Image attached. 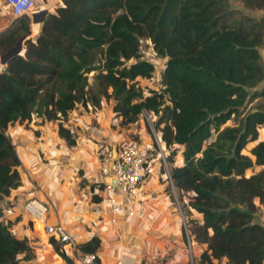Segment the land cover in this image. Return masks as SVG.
<instances>
[{
	"label": "trees",
	"instance_id": "1",
	"mask_svg": "<svg viewBox=\"0 0 264 264\" xmlns=\"http://www.w3.org/2000/svg\"><path fill=\"white\" fill-rule=\"evenodd\" d=\"M240 2L264 10V0ZM60 3L46 14L34 39H24L22 53L8 57L0 70V203L20 184L19 161L5 134L8 125L25 123L35 113L56 122L58 137L71 146L74 139L61 122L65 116L77 105L97 109L101 100L111 98L120 125L135 122L145 110L155 116L164 146H183L181 166L169 173L175 189L190 194L188 206L201 217L190 221L189 229L193 241L205 245L197 264H264V225L254 218L256 205L264 201V169L244 174L253 165L264 167V140L249 149L253 159L241 152L264 130V107L246 109L264 97L258 52L264 16L243 14L228 0ZM16 19L26 35L29 17ZM18 33L0 34V55ZM141 39L149 40L164 62L160 88L137 95L130 82L147 80L153 71L140 57ZM237 116L235 125L221 127ZM94 187L103 185L90 184L91 191ZM91 200L97 203L99 197ZM1 214L0 207V264L31 259L26 239L12 234ZM50 244L65 264H73L58 244ZM99 246V238L91 236L77 249L95 254L99 264ZM139 264L148 263L142 259Z\"/></svg>",
	"mask_w": 264,
	"mask_h": 264
},
{
	"label": "rangeland",
	"instance_id": "2",
	"mask_svg": "<svg viewBox=\"0 0 264 264\" xmlns=\"http://www.w3.org/2000/svg\"><path fill=\"white\" fill-rule=\"evenodd\" d=\"M34 1L36 5L37 4L42 5V2L40 0H34ZM43 2L45 1L43 0ZM228 2L231 7L238 8L239 11L243 14H247L256 18H260L264 16V10L247 9L243 7L240 0H228ZM54 10L51 11L50 13H53ZM5 19L6 20H3L2 23H0V34L6 30L13 31L17 29L19 32L18 33L19 36H17L16 40L21 36L24 37L22 41V50H23V43L25 42L26 38L31 39L29 31L26 35H22L24 33L23 30H21L22 29L21 21H18L16 18H12L11 16H6ZM22 50L20 51V54L22 53ZM258 52L260 56V62L264 67V38H263V45H261L258 48ZM139 53L142 59L146 60L147 62H150L153 65V71L151 78L147 80L135 78L134 81L130 82V84L127 83V86L129 84L131 90L137 93V95L146 94V91L149 88L154 90H158L160 88L159 73L162 68V64L164 62V59L155 56L154 52L152 51L150 42L147 39L140 40ZM6 60L7 58L5 59V61ZM131 62L132 60H129L126 62V64H129ZM2 66L5 67V65ZM91 75L92 73L88 74L89 84H92ZM103 100H105L106 104L99 105L97 109H93L92 107L87 108V106L81 107L77 105L73 110H71L65 116V119L61 121L63 127L68 129L69 133L74 139V144L71 146L64 144L61 138L58 137L56 130L57 129L56 122L48 121V120H46L45 123L41 122L42 124L44 123L47 125L45 131L42 133L44 135L42 136H46L45 138L48 140L47 143L48 150L51 148L52 145H56L58 143V139L60 140L62 146L64 144V147L61 148L63 152L60 153L62 155V160H60L63 162L62 165H59L58 163L52 161L57 159L58 152L55 154L54 157H51V152L48 151L49 155L45 156V159L41 157V160H43L45 164H41L40 166L45 168L46 173L48 174V177L46 178L44 183H41L39 186L41 187L42 196L46 193L49 197L48 200L54 202V203L52 202L49 203L51 204L53 210L55 211L56 216H57V212H59L60 215L57 216V218L65 225V228L68 227L71 235L73 234L70 230L71 229L70 226H72L73 228L76 226L71 224V223H75L76 221L75 219L72 218V216L80 215L79 210L77 211L75 209L76 211H74V209H72L74 207H72L71 203H73V205L75 204L78 205V208H81L82 210V214H85L87 212L85 214L87 216L91 215L89 214V212L92 210V206L90 204L94 203L96 205V211L98 214L97 219L100 221V222L98 221V224L96 226L105 225L109 231V233L104 232L107 238H105V240L104 239L100 240V246L98 249L100 256V258H98L99 264H105V263L116 264L117 263L116 261L118 260L120 261V264H122V257H123L122 255L125 254L123 251L129 249H134V250L139 249L142 251V255H143L142 258L139 257L134 258L137 261V264H139V262L142 259L146 260L148 264H197L199 254L201 253L205 245L193 241V237L190 235L189 229L193 227V224H191L190 221L192 220L199 221L201 217L188 206V197L190 196V194H186L184 192L180 193L175 188H174L175 193L173 194L172 191H170L169 184L166 182L165 178L163 179V176H161L159 183L162 186V191L165 192L167 197L165 198V204H162L163 196H161L160 193L156 192V190H153L154 193L152 192L151 194L149 193L145 194L148 199L150 197H156V195H158L157 196L158 201L159 199L162 200L160 201V203H158L159 204L158 208L160 207V205L162 206L161 212L164 214L161 213V217H163L164 220H159V219L155 220L156 216H154L155 218H152L151 222L149 221V219L143 221L144 222L143 224L147 226H155L156 230L152 228L148 229L149 231L144 230V225L141 224L139 221H137V219L129 218L126 216H119L116 219V223L111 225L109 222V215L102 213V210L104 209L103 206H99L97 205V203L91 200V197L93 195V196H98L100 201V194H99L100 189H98V187H94L92 191L90 190V184L101 183L97 171L96 152H95L96 145L94 141L104 140V138L98 140L97 137L100 136L105 137L106 135H111V134L116 136L117 133H120L121 129H124L123 132L126 131V133H128L126 137L133 136L135 140H137L136 134L134 133L135 125H132L130 127L129 124H125L122 125L123 127L120 128L112 126L113 127L112 131L107 127L108 130L106 128H103L102 130L99 129L101 131L98 133L97 132L94 133V131L91 132L89 125L95 124V122L97 121L96 119L100 118V121L97 123L98 125L99 124L101 125L105 123L107 119L108 120L110 119L111 116L110 108L112 109V105L114 104V101L111 98L109 99L104 98ZM137 100L138 99L135 97L133 98L132 102H135ZM259 106L261 108L264 107V97L252 100L250 103L246 105V109H252L254 107H259ZM101 107H103L104 110L100 111L97 115H94L96 119L95 118L92 119V114H94L93 112L100 110ZM239 117L240 116H237L236 118L226 121L221 127L235 125ZM17 124H11L10 126ZM28 124H30L29 121L18 125H21L22 128H27ZM127 130L129 132H127ZM123 132H122V136H123ZM147 132L149 134V131ZM149 135H150L149 136L150 142L152 143L153 142L151 138L152 135L151 134ZM261 140H264V130L260 131L259 137L257 133V139L255 141L248 142L245 145V147L241 150V152L243 154L250 155L249 149L256 142ZM173 147H175L174 148L175 150H173ZM172 150H173V154H171ZM180 150L181 148L179 147V145L167 147V148L165 147L164 153L166 155L165 158L166 171L170 172L171 168L175 164V161L181 158V152L179 153ZM251 158L253 159V157ZM95 169L98 179L95 178L96 180L94 181ZM260 169H264V167L253 165L251 168L246 169L244 174L248 176L254 172L259 171ZM164 170L165 169H163L161 165L160 169H158V172L161 175H164L165 174L163 173ZM44 176L45 173L43 174V177ZM22 177L24 178V175H22ZM27 177H29L28 174ZM150 178L151 175L147 177V179L144 180L142 184L144 185L146 182H148ZM175 201H177L178 203L177 205L175 204ZM147 205H149V201L147 202ZM256 206L257 208L254 214V218L257 222L264 225V201L262 202V204H258ZM62 208L66 209V213L62 212L63 211ZM87 209L88 210L91 209V210L88 212ZM167 209L168 212L166 213ZM61 215L66 216L65 220L60 219ZM94 221L95 220H93V222ZM148 221L149 223H147ZM138 224L140 225L139 227ZM82 228L84 229V231H90L89 226L86 227L82 226ZM33 230H34L33 235H36L37 239L33 238V240H30V243L28 242L27 243L31 247L32 256H33L32 258L35 259V262L37 264H43L44 260H46L47 258H50L54 261L55 259H57L56 256L63 262V260L53 250L52 245L50 244V241L54 242L53 241L54 239L49 240L46 237V235L43 237V235H41L40 232H35V230H37L35 222H34ZM99 230L101 229L99 228ZM74 233L77 234V232ZM144 233L146 234V236H144ZM72 237L74 238L77 244L86 241V240H79L81 238V237L79 238V235H73ZM143 240L146 242V244L143 243ZM44 241L46 244L44 243ZM148 241L152 246H149ZM54 243L58 244V242L57 243L54 242ZM47 244H49L50 246H48ZM188 244L190 248L188 247ZM58 245L60 248V244ZM53 254H55L56 256L55 257L52 256ZM215 264H224V263L223 260H220V261H215Z\"/></svg>",
	"mask_w": 264,
	"mask_h": 264
},
{
	"label": "built area",
	"instance_id": "3",
	"mask_svg": "<svg viewBox=\"0 0 264 264\" xmlns=\"http://www.w3.org/2000/svg\"><path fill=\"white\" fill-rule=\"evenodd\" d=\"M35 6L34 0H0V15L5 13L4 15L11 16L12 18L28 17L34 11ZM2 69H4V66L0 67V70ZM86 106L87 108L91 107L89 104H86ZM34 115L36 114H30L29 121H33ZM115 116L119 118L120 122V117L116 114ZM138 120L142 121L146 131H149V134L152 135V145H146L138 138L135 140L133 136L125 137L112 145L105 142L96 143L97 171L103 185L99 191L100 201L97 202V205L103 206L102 213L109 215L111 225L116 223V219L119 216L138 220L146 218L147 202L149 199L140 196V185L152 174L154 165H157L159 168L162 165V168L165 169L163 172L165 174L161 176L169 184L170 191L173 194L175 193L170 173L166 171V155L164 153L166 146L161 142L160 135L157 133L155 116L151 112L141 110L138 119L129 124L135 125ZM119 126L123 127L120 123ZM149 134L148 137L150 136ZM57 152L51 151V157H54ZM62 152L60 151V153ZM23 175L33 188H37L32 178L27 177L25 170ZM105 178L112 180L113 183L104 182ZM175 204H178L177 201H175ZM73 207L74 211L79 210L78 205L75 204ZM50 210L54 211L49 202L45 203L35 197H31L21 203L16 209L12 205L8 207L2 206L1 218L9 221L8 217L12 218L15 214L14 212H16L18 216L26 217L32 222L40 221L43 224L42 230L46 237L49 240L54 239L53 241L56 243L58 242L60 244V251L68 256L73 264H97L95 254H83L77 249L76 241L57 216H55L54 222H48ZM77 218L75 217V219ZM10 231L12 234L14 233L13 226L10 227ZM116 262V264H120L119 260Z\"/></svg>",
	"mask_w": 264,
	"mask_h": 264
},
{
	"label": "crops",
	"instance_id": "4",
	"mask_svg": "<svg viewBox=\"0 0 264 264\" xmlns=\"http://www.w3.org/2000/svg\"><path fill=\"white\" fill-rule=\"evenodd\" d=\"M40 1L42 2V5L37 4L35 6L33 12L39 11L40 9H45L46 13L48 14L51 11H53L57 6H59L61 4L60 0H44L45 2H43V0H40ZM4 14L5 13L0 15V23H2L3 20H6L5 18L7 15H4ZM28 17L30 19V16H28ZM40 24L41 23L33 24V23L29 22L28 26H29V34L31 36L30 37L31 39H34V37L39 32ZM26 39H28V38H26ZM0 67H2L1 62H0ZM103 101L100 105L106 104L105 100H103ZM102 110H104L103 107H101L100 110L93 112L94 114H92V119H94V118L96 119V117H94V115H97ZM110 112H111L110 119L109 120L107 119L106 122L103 123L104 125L103 124H101V125L97 124L100 121V118L96 119L97 121L95 122V124L89 125L91 132L94 131V133H96V132L98 133L103 128H106L107 130L109 128L111 131H112L113 127L120 128L119 118H117L115 116V114L113 113L111 108H110ZM41 122L45 123L46 121L41 119V117L34 115L33 121H31V120L29 121L30 124H28L27 128H22L21 125H18L17 123H15L17 125H12V126L8 125L6 130H5V133L9 137L12 145L15 144L13 146H14L16 157L19 161V165H18L17 169H18L19 176H20V184L16 188L10 190L8 196H6L3 199V201L0 203V207H2L4 204L8 203L9 205H12L14 207V209H16L19 207V205L21 203H23L24 201H26L27 199H29L31 197H35L41 201H44L45 203L46 202L54 203L53 201L48 200L49 197L46 193L42 196L41 187H39L40 184L44 183V181L48 177V174L46 173L45 168L40 166L41 164H45L43 162V160H41V157L43 159H45V156H48V151L49 152L58 151L57 159L53 160V162H56L59 165H62L63 162L60 161V160H62V155L60 154V151H62L61 148L64 147V144L62 146L60 140L58 139V143L56 145H53V147L48 150L47 149L48 140L45 138L46 136H42V135H44L42 133L45 131L47 125L44 123L42 124ZM132 125L133 124H129L130 127ZM101 126H102V128H101ZM99 129H101V130H99ZM123 130L124 129H121L120 133H117L116 136L111 134V135H106L105 137H103V136L97 137L98 140H100L102 138H104V140H100V141L96 140V141H94V143H95V145L98 142H105V143L111 144V145L115 144V143L119 142L121 139L125 138L126 135L128 134V133H126V131L123 132ZM103 131H105V130H103ZM122 132H123V136H122ZM127 132H129V131L127 130ZM134 133L136 134V137L142 143H144L146 145H152V143L150 142V139L148 137L147 131H146L141 120H138V122L135 123ZM179 147L181 148V150L179 151V153H180L183 149V146L179 145ZM173 148H175V147H173ZM181 164H182V157L180 159H178L177 161H175V164L173 165V167H179V166H181ZM59 165H58V168H59ZM158 169H160V168H158L157 165H154L153 171L151 174V178L148 180V182L145 183L146 185L142 184L140 186V196L145 198V199H148L145 194H147V193L151 194L153 192V190H156V192L160 193V195L163 196L162 197V199H163L162 204H165V198H167V197H166L165 192L162 191V186L159 183V180L161 179V174L158 172ZM24 170L27 171L26 173L29 175L30 178H32V180L34 181L37 188H33L31 186V184L27 182L26 177H24V178L22 177ZM44 173H45V176L43 177ZM95 178L98 179V177L96 175V169H95L94 181L96 180ZM38 192H40V193H38ZM157 196L158 195H156V197H150L149 198V205H147L148 212H147V216L144 220L149 219V221L151 222L152 218H155L154 216H156L155 220H158V219L164 220V218L161 217V213H162L161 207L162 206L160 205V207L158 208V205H159L158 203H160V201H162V200L159 199V201H158ZM168 202H170V201H168ZM71 205L73 207V203H71ZM90 205L92 206V210L90 209L91 210L90 211L87 209L88 212L90 211L89 212V214H91L90 216L85 215L87 212L85 214H82L81 208H79L80 215H73L72 216L73 219H75V217H78V218L75 219L76 221L74 220L75 223H71V224L76 225V226L74 228L72 226H70L71 227L70 230H71L73 235H79V238L81 237L79 240H87L91 236H97L99 238V240H103V239L105 240V238H107V237H106L104 232L109 233V231L106 228V226L103 224H102L103 226H96L98 224V221H99L97 219L98 214L96 211V205L94 203L90 204ZM62 209H63L62 212L66 213V209L65 208H62ZM168 209H167L166 213L168 212ZM71 210H70V213H71ZM53 212H54V214H53ZM14 213L15 214L13 215L12 218L8 217V220L11 223V226H13V228H14L13 234L19 238H25L28 243H30V240H33V238L37 239L36 235H33L34 221L32 222V221L28 220L26 217H20L16 214V212H14ZM162 214H164V213H162ZM59 215H60L59 212H57V216H59ZM55 216H56L55 211L50 210L48 222L49 223L54 222ZM65 217H66L65 215H61L60 219L65 220ZM3 220L7 221L5 218ZM93 220H95V221L93 222ZM144 220L139 221V222L141 224H143ZM149 221L147 223H149ZM92 222H93V224H92ZM38 225L41 227V229L38 226H36L37 230H35V232H40V234L43 235V237H44L45 234L42 230V224H38ZM143 225H144V230L149 231L148 229H151V228L156 230L155 226H147L145 224H143ZM82 226L83 227L89 226L90 231H84ZM139 226L140 225L138 224V227ZM99 228L101 230H99ZM67 230L69 232L68 227H67ZM74 232H77V234H75ZM144 236H146L145 233H144ZM44 243H45V241H44ZM143 243L146 244V242L144 240H143ZM148 244H149V246H152V245H150L149 241H148ZM47 245L50 246L49 244H47ZM98 251L99 250H97V257L100 258ZM123 252L125 254L122 255L123 256L122 257V264H137V261L134 258L135 257L142 258V256H143L142 251L139 249H136V250L129 249V250H125ZM52 256L55 257L56 255L53 254ZM56 258L57 259H55L54 261L50 258H47L46 260H44L43 264H64L57 256H56ZM21 264H37V263L35 262L34 258H31V259H29V261H22ZM105 264H107V263H105Z\"/></svg>",
	"mask_w": 264,
	"mask_h": 264
},
{
	"label": "water",
	"instance_id": "5",
	"mask_svg": "<svg viewBox=\"0 0 264 264\" xmlns=\"http://www.w3.org/2000/svg\"><path fill=\"white\" fill-rule=\"evenodd\" d=\"M46 10L45 9H40L39 11H35L33 13H31L30 15V22L31 23H41L43 21V19L46 16ZM22 41H23V37H19L15 44L4 54L0 55V62L2 64H5V59L8 57H12L15 55H20V51L22 50ZM104 182L108 183L111 182L113 183L112 180L105 178Z\"/></svg>",
	"mask_w": 264,
	"mask_h": 264
},
{
	"label": "bare ground",
	"instance_id": "6",
	"mask_svg": "<svg viewBox=\"0 0 264 264\" xmlns=\"http://www.w3.org/2000/svg\"><path fill=\"white\" fill-rule=\"evenodd\" d=\"M33 24H37V23H33ZM127 219H129V218H127ZM145 219V218H144ZM143 219V220H144ZM137 221H142V220H138L137 219ZM35 223H36V226H38L40 229H41V227L38 225V224H42L40 221H34ZM43 225V224H42Z\"/></svg>",
	"mask_w": 264,
	"mask_h": 264
}]
</instances>
